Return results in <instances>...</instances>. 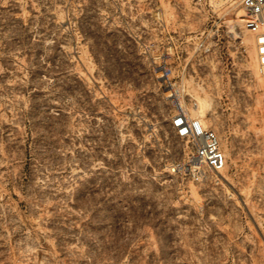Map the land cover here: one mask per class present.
<instances>
[{"label": "rangeland", "instance_id": "1", "mask_svg": "<svg viewBox=\"0 0 264 264\" xmlns=\"http://www.w3.org/2000/svg\"><path fill=\"white\" fill-rule=\"evenodd\" d=\"M239 0H0V264H264V71ZM220 172L172 166L179 107Z\"/></svg>", "mask_w": 264, "mask_h": 264}, {"label": "built area", "instance_id": "2", "mask_svg": "<svg viewBox=\"0 0 264 264\" xmlns=\"http://www.w3.org/2000/svg\"><path fill=\"white\" fill-rule=\"evenodd\" d=\"M202 3L206 0H194ZM244 10V26L254 35L256 58L264 71V0H239ZM175 135L186 145L184 156L172 166L193 180H200L207 172H220L226 165V155L217 131L200 117L192 116L179 107L171 118Z\"/></svg>", "mask_w": 264, "mask_h": 264}, {"label": "bare ground", "instance_id": "3", "mask_svg": "<svg viewBox=\"0 0 264 264\" xmlns=\"http://www.w3.org/2000/svg\"><path fill=\"white\" fill-rule=\"evenodd\" d=\"M242 15H240V17H239V21H241V22H243L244 21V19L241 17Z\"/></svg>", "mask_w": 264, "mask_h": 264}]
</instances>
